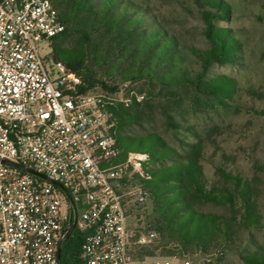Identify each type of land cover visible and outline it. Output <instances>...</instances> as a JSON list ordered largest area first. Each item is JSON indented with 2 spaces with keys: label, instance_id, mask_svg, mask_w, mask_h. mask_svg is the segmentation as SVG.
Instances as JSON below:
<instances>
[{
  "label": "built area",
  "instance_id": "2783aa9c",
  "mask_svg": "<svg viewBox=\"0 0 264 264\" xmlns=\"http://www.w3.org/2000/svg\"><path fill=\"white\" fill-rule=\"evenodd\" d=\"M64 31L50 0H0V264H60L76 217L79 264H132V244L156 238L130 225L149 200L139 179L147 156L119 160L114 101L52 58Z\"/></svg>",
  "mask_w": 264,
  "mask_h": 264
},
{
  "label": "trees",
  "instance_id": "16d2710c",
  "mask_svg": "<svg viewBox=\"0 0 264 264\" xmlns=\"http://www.w3.org/2000/svg\"><path fill=\"white\" fill-rule=\"evenodd\" d=\"M58 11L65 31L53 39L52 58L79 74L88 91L94 84L88 60L101 58L105 65H113L122 80H146L152 90H160L175 97L179 90L197 92L223 107H231L237 92V81L227 76L209 77L216 64H234L240 58L241 44L230 28H219L227 21L231 7L224 0H202L205 35L211 48L190 47L185 53L178 38L169 32L157 15L142 4L127 0H50ZM76 33L84 47L66 49L60 44L67 33ZM199 64L194 70L190 57ZM125 65L128 68L123 69ZM142 104L134 100L131 107L115 102L107 109L115 117L119 160L128 154L146 155L139 175L149 192L155 215L154 231L161 237L141 245L133 243L131 254L136 261L175 255V248L183 252L208 254L232 247L236 243L234 224L246 232L264 228L259 209V190L252 180L240 173L215 165V179L206 176L203 162L206 151L197 133V142L180 151L158 133L147 136L131 135V127L140 126ZM226 207L230 217L206 213L203 207ZM139 209L131 214L136 216ZM130 218V219H131ZM155 233V234H156ZM139 236L140 233L136 232ZM85 233L76 228L61 248L60 264H79ZM245 264H264V252L256 250L241 256Z\"/></svg>",
  "mask_w": 264,
  "mask_h": 264
},
{
  "label": "rangeland",
  "instance_id": "374dc122",
  "mask_svg": "<svg viewBox=\"0 0 264 264\" xmlns=\"http://www.w3.org/2000/svg\"><path fill=\"white\" fill-rule=\"evenodd\" d=\"M127 1L142 4L153 11L161 24L178 38L187 55L190 47L211 48L201 15L210 9L202 8V0ZM224 1L230 5L231 14L227 21H220L216 26L232 30L241 44V53L234 64L214 65L209 77L236 79L237 92L231 107H223L206 97L197 99L195 90H179V95L173 97L159 89L152 90L146 80L125 82L121 74L111 68L112 64L105 65L101 58L92 55L87 66L91 69L94 84L88 91L128 107L134 100L141 103L143 118L140 126L131 127L133 136L158 133L171 146L184 151L188 144L198 141L194 136L197 133L206 148L203 162L206 176L214 180L215 165H222L228 171L252 180L259 190V209L264 223V0ZM60 44L66 49L84 47L81 36L71 32ZM41 48L42 56L52 61L51 47L42 44ZM189 57L193 69L198 70L196 59ZM128 67L125 65L123 69ZM203 211L226 217L232 215L228 208L213 205L204 206ZM154 222L151 199L130 219L131 228L143 235L154 231ZM234 231V246L220 251L188 253L172 244L167 248H172L176 256L188 258L191 264H245L241 256L256 250L264 252V228L246 232L234 224ZM160 241L161 237L156 233L154 243ZM132 264H152V260L148 258Z\"/></svg>",
  "mask_w": 264,
  "mask_h": 264
},
{
  "label": "water",
  "instance_id": "95a60500",
  "mask_svg": "<svg viewBox=\"0 0 264 264\" xmlns=\"http://www.w3.org/2000/svg\"><path fill=\"white\" fill-rule=\"evenodd\" d=\"M76 224H77V217H76V219H75V223H74V225H73L72 229L70 230V233L68 234V238L70 237L71 233H72V232H73V230L75 229V227H76ZM58 258H59V259L61 258V250H59V253H58Z\"/></svg>",
  "mask_w": 264,
  "mask_h": 264
},
{
  "label": "crops",
  "instance_id": "0c3cea01",
  "mask_svg": "<svg viewBox=\"0 0 264 264\" xmlns=\"http://www.w3.org/2000/svg\"><path fill=\"white\" fill-rule=\"evenodd\" d=\"M151 260H153V259H151ZM144 262V261H143Z\"/></svg>",
  "mask_w": 264,
  "mask_h": 264
}]
</instances>
